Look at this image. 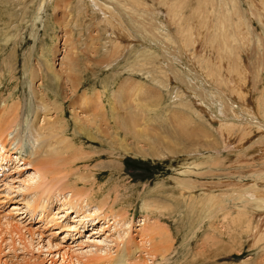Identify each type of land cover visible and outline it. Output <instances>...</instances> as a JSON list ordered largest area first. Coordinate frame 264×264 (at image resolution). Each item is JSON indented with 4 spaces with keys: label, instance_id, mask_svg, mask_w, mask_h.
Returning a JSON list of instances; mask_svg holds the SVG:
<instances>
[{
    "label": "rangeland",
    "instance_id": "1",
    "mask_svg": "<svg viewBox=\"0 0 264 264\" xmlns=\"http://www.w3.org/2000/svg\"><path fill=\"white\" fill-rule=\"evenodd\" d=\"M52 74L59 87L47 80ZM120 102L144 109L158 135L178 138L180 147L155 152L131 135L122 141ZM5 103L26 129L37 113L36 129L63 120L74 149L39 187L29 182L34 164L10 157L1 166L2 264H69L66 252L73 264H114L124 241L118 232L127 229L99 233V226L118 213L133 225L135 243L143 216L174 238L164 260L143 251L131 253L130 264H264V0H0V111ZM178 109L200 128L191 138L174 127ZM31 137H20L29 149ZM61 189L75 191L71 207ZM101 203L99 223L75 218ZM8 222L31 232L30 243L21 244ZM210 233L220 244L206 245Z\"/></svg>",
    "mask_w": 264,
    "mask_h": 264
},
{
    "label": "bare ground",
    "instance_id": "2",
    "mask_svg": "<svg viewBox=\"0 0 264 264\" xmlns=\"http://www.w3.org/2000/svg\"><path fill=\"white\" fill-rule=\"evenodd\" d=\"M227 11V10H226ZM228 12V11H227ZM216 27V26H215ZM222 32V31H221ZM134 59V58H133ZM135 60V59H134ZM172 66L176 67V65H174L173 63H171ZM170 64V65H171ZM221 66V65H220ZM136 68V67H135ZM182 68V67H181ZM71 69V68H69ZM168 69H171L170 67ZM221 69V67H220ZM70 71V70H69ZM174 71V70H172ZM178 71V70H177ZM148 72V71H147ZM171 72V71H170ZM184 73V72H183ZM33 74V75H32ZM32 79L35 80L37 75L35 73H32ZM180 74V73H179ZM185 74V73H184ZM182 74V75H184ZM71 75V74H70ZM149 75V74H148ZM186 75H189V73ZM185 75V77H186ZM47 76H50L47 74ZM52 76L54 77H47V80L50 79V81H52L57 87H59L61 85L60 81H59V77L56 75V74H52ZM68 76V75H67ZM181 76V74H180ZM204 76V75H203ZM46 77V75H45ZM150 77V76H149ZM184 77V78H185ZM42 78V77H41ZM178 78V77H177ZM179 79V78H178ZM182 79V78H181ZM194 79V78H192ZM185 80V79H184ZM186 80L188 81V83L190 84L189 80H191L188 76L186 78ZM158 84H160L159 81H156ZM32 83V82H31ZM207 83V82H206ZM50 84V83H48ZM141 84V83H139ZM33 85V84H32ZM45 85V83H44ZM137 85V84H136ZM162 85V84H161ZM184 85V84H183ZM182 85V86H183ZM55 86V87H56ZM163 86V89L164 87L166 88H170L168 86ZM186 86V84H185ZM196 86V85H195ZM205 87L208 89V93L207 95L205 96V98L207 97L208 100H210L211 97H213L215 94H214V91L213 89H211V87L207 86L205 84ZM140 88V87H139ZM177 88V87H176ZM141 89H138L140 92H141ZM196 90L199 89V88H195ZM205 89V88H204ZM80 90V89H79ZM166 91V89H165ZM193 91L194 88H193ZM200 91V90H199ZM202 91V90H201ZM200 91V92H201ZM196 92V91H195ZM198 92V91H197ZM58 93H59V90H57L56 92H54V96L53 98H55L53 100V102L55 104H57L58 100ZM134 93V91H133ZM203 93V92H202ZM137 94V93H136ZM197 94V93H196ZM47 96H49L50 100H51V96L49 93H46ZM139 95V94H138ZM38 96H41V94L39 93H36L34 92V97L37 98ZM43 97L44 94H42ZM153 96V95H152ZM194 96V95H193ZM140 97V96H138ZM158 97V96H157ZM48 98V97H47ZM142 98V97H141ZM205 98L201 97L199 98V96L197 97L196 100H199L201 102V106L203 103H205L206 101L204 100ZM41 100L44 101V99L41 97L40 98ZM181 99V98H180ZM181 102H183L182 100H180ZM39 100V101H41ZM152 100V99H151ZM177 100V99H175ZM174 100V101H175ZM178 101V102H179ZM190 101V100H189ZM195 101V100H194ZM199 101L197 102L199 104ZM52 102V101H51ZM125 102V101H124ZM124 102H120L119 104V107H120V110L123 109V112L121 111V113L123 114H119L116 117L117 119V136L118 135H123L124 138L121 139L122 141H125V137L131 135L133 137V139L136 141V143H141L142 141H145L147 142L150 146H151V149L152 150H155V152L157 151H161V149H170L171 147L172 148H175L176 146L177 147H180L178 145L177 142H179L178 138L174 139V136L170 135V134H163L162 136L158 135L159 132H157L156 130L158 129H154L152 127V125L149 123V120H145L144 118L147 117H143L144 116V109H140V108H136L135 110H130V106H128L129 104L128 103H124ZM140 103L144 104L142 102V100H139ZM149 102V101H148ZM146 103V102H145ZM196 103V104H197ZM221 103V102H220ZM19 104V102L17 103ZM43 104V103H42ZM128 104V105H127ZM138 104V103H137ZM195 104V105H196ZM197 104V105H198ZM58 105V104H57ZM139 105V104H138ZM137 105V106H138ZM141 105V104H140ZM208 105V104H206ZM205 105V106H206ZM118 106V105H117ZM184 107L187 106L183 105ZM189 106V105H188ZM192 107V106H191ZM200 107V106H199ZM149 108V107H148ZM176 108V107H175ZM190 108V107H189ZM45 108H43V113H45ZM56 110H59V108L56 107ZM149 112H157V109H154V107H151L150 109H147ZM186 110V109H184ZM205 110V109H204ZM190 111V110H189ZM40 112V111H39ZM117 112V110L115 111ZM181 110H177L175 111L174 110V113H172V119H173V123H174V127L176 130H178V134H182V135H185L184 137L186 138H191L192 136H190V134H193L195 132H199L200 128L197 129L195 126H197V124H194L195 122L192 121L193 118H190L189 116L187 117L186 115L182 114ZM184 113V112H183ZM117 114V113H116ZM167 114V113H166ZM141 115V117H140ZM197 115V114H196ZM19 112H17V108H10L6 103L3 105V108L2 110L0 111V169L3 168L1 166L7 164L9 161H10V157L15 159L16 163L17 164H20V165H24V166H27V165H35L33 167L36 168L35 169V173H33V175L31 177H29V182L31 181L32 182V185H36L35 187H39L40 184L38 181H42L44 182L45 179L47 178H50L48 176H51V175H57V173H61L62 170L57 168L59 166V164L61 163V158L60 156L64 153V150H71V149H74L73 146L74 144H71L72 142H70V139L67 137L68 134H64L67 130H66V124L63 120H58V119H54L53 122H50L48 121V119H46V123L39 126V128H35L36 126V121L38 120V113L36 114V117H35V121L34 123L32 124L31 128L30 129H26L23 127L22 124L18 123L19 121ZM114 118V117H112ZM140 118H141V122H140ZM169 118V117H168ZM45 119V117H44ZM43 119V122H45V120ZM115 119V118H114ZM144 119V121H142ZM116 121V120H115ZM144 122V123H143ZM18 123V124H16ZM96 123V122H95ZM115 123V122H114ZM167 123V122H166ZM194 126H193V125ZM114 125V124H113ZM12 128H15L13 131ZM11 132H10V131ZM26 132L28 131L31 136L34 138L32 142H30V144H33L32 147L29 149V143L28 144H25V143H22V140H20V137L22 135L23 132ZM102 131V130H101ZM96 132V131H95ZM113 132V131H112ZM11 135V137H10ZM37 135V137H36ZM100 135V134H99ZM203 135H205L203 133ZM207 136V135H206ZM9 137V138H7ZM31 137V139H32ZM113 138V137H112ZM208 138V137H207ZM197 139V138H196ZM50 140H52V143H55V144H52L50 143ZM205 141V140H204ZM34 142H36V146L34 147ZM5 143H8L10 144V148H8L9 150H7L6 148V144ZM163 144L166 145L165 148H160V147H163ZM139 145V144H138ZM211 147V146H210ZM138 148V146H137ZM196 148V147H195ZM203 148V147H202ZM29 149V150H28ZM41 150V152L39 151ZM207 150V149H206ZM12 151V152H11ZM73 151V150H72ZM197 151V150H196ZM170 152V151H168ZM26 153V154H25ZM46 155L44 156L46 159L48 160H45L43 158H39L41 157L40 155ZM191 156L190 158H192L193 154L192 155H189ZM62 157V156H61ZM188 157V156H187ZM159 158V157H158ZM189 158V157H188ZM9 159V160H8ZM37 159V160H36ZM196 160L197 157H196ZM192 162H195V161H192ZM19 166V165H17ZM19 169V168H18ZM34 172V171H33ZM56 177V176H54ZM84 178V177H83ZM61 180V179H60ZM30 182V183H31ZM82 182V181H81ZM76 185V184H75ZM180 185V184H179ZM183 185H187V184H183ZM69 186V185H68ZM182 186V185H181ZM191 186V185H190ZM179 187V186H178ZM182 188V187H181ZM186 188V186H185ZM184 188V189H185ZM191 188L190 187V190L188 192H192L191 191ZM63 189V188H62ZM60 190L58 193L61 194L62 196V201L65 203V205H69L70 206V202L72 200H74L76 197H74V192L77 191V187L74 190L70 191L68 194L67 193H64L62 192L63 190ZM79 189V188H78ZM189 189V188H188ZM194 189V188H193ZM186 190V189H185ZM62 192V193H61ZM75 192L76 195H79L83 197L84 194H80V192ZM84 192V191H83ZM187 193V192H186ZM58 194V195H59ZM212 194V193H211ZM57 195V196H58ZM94 195V194H92ZM85 196V195H84ZM91 196V195H90ZM194 196V195H193ZM206 196H207V193H206ZM224 196V195H223ZM59 197V196H58ZM88 197V195H87ZM86 197V198H87ZM204 197V196H203ZM209 197V196H208ZM94 198V197H93ZM233 198V197H231ZM89 200V198H87ZM91 199V198H90ZM183 199V198H181ZM186 199V198H185ZM206 199V198H205ZM209 199V198H208ZM88 200L86 201L87 204L84 205L86 207H88L91 202L89 203ZM108 200V199H106ZM104 200V201H106ZM192 200V199H191ZM213 201V204H215L216 200L214 199H211ZM200 201V200H199ZM204 201V200H203ZM209 201V200H208ZM207 201V202H208ZM62 202V203H63ZM77 202V201H76ZM105 203V202H104ZM185 203V202H184ZM191 203V202H190ZM201 203V202H200ZM85 204V203H84ZM106 204V203H105ZM148 204V203H147ZM195 206L197 203H194ZM157 205V204H156ZM193 206V204H190ZM207 205V204H206ZM107 206V205H106ZM154 206V203L153 205H149L148 204V207H152ZM190 206V207H192ZM193 206V207H195ZM198 206V205H197ZM222 206V205H220ZM71 207V206H70ZM81 207V206H80ZM90 207V206H89ZM161 206H156L157 209H159ZM199 207V206H198ZM82 208V207H81ZM96 209L93 211H89L88 212V216H83V215H76L75 218H77L79 222H81L80 224H83L85 223L86 221H84V218H86V220H88L86 222V224H84L85 226L91 222L90 224L95 225L97 223H99V221H97L100 216H98L97 214H101V210L104 208L103 207V204L101 203V205H99L98 207H95ZM205 208V207H204ZM66 212H68V208L66 207ZM153 209V207H152ZM78 210V209H77ZM200 210V209H199ZM79 211V210H78ZM78 211H76L78 213ZM114 211V210H113ZM112 211V212H113ZM211 211V210H210ZM220 211V210H219ZM218 211V212H219ZM161 212V211H160ZM116 213V212H115ZM114 213V214H115ZM208 213V212H207ZM119 215H111L110 218H108L107 216L105 217L106 219H104V223H102L100 226H99V233L100 232H103V231H108L110 229L112 230H116L115 226H119V227H123L126 231H123L121 228V230L123 231L122 233L121 232H118L119 233V236L120 238L121 237H124V241H123V247L121 249V253L117 256V257L114 259L116 261H114L115 263L114 264H130V260L133 259L131 258V253H140V252H143L145 251L146 252V255L150 256V257H157V256H161V258L164 260L167 255L170 253V251L173 249L174 247V238L171 234V231L169 230V228L165 225H160L159 222L156 220V221H151L150 222V218L148 216H143L141 218V220H139V223L135 226L139 227L137 229V231H139L140 233V236L138 237V240L137 242H133V225L131 223H128L127 221H125L124 217L120 218L121 216H123V214L121 213H118ZM129 214V213H128ZM209 216V215H208ZM226 217V215H225ZM200 218V217H199ZM101 222V221H100ZM13 224V223H12ZM12 224H10L8 222L7 225L5 224H2L4 226H6L7 228H15L17 229V233L16 236L18 238V241L23 244L22 241H25V240H28L27 242L30 243V239H33V234H31V232H26L24 231L23 228H19V227H16V226H12ZM15 224V223H14ZM17 224V223H16ZM28 225V224H27ZM115 225V226H114ZM3 226V227H4ZM84 226V227H85ZM212 226V225H211ZM214 226V225H213ZM210 227V226H209ZM86 228V227H85ZM96 228V227H95ZM3 229V228H2ZM4 230V229H3ZM6 230V228H5ZM4 230V231H5ZM14 231V229H13ZM9 232V230H8ZM11 232V231H10ZM15 234H14V237H15ZM28 234V236H27ZM122 234V235H121ZM13 237V235H12ZM31 237V238H30ZM90 238V237H89ZM132 238V239H131ZM205 238V236H204ZM15 239V238H14ZM14 239L11 238L12 240V243L14 241ZM123 240V238H121ZM206 245L209 244V242H211L213 244V242L215 244H213L214 246L220 244V240L219 239V233H210L209 235L206 236ZM83 240V239H82ZM218 241V242H217ZM16 242V241H14ZM122 242V241H121ZM39 243V242H37ZM78 244V243H77ZM88 244V243H87ZM87 244L85 242H82L80 244H78V249H84V246L87 247ZM90 244V243H89ZM204 244V243H203ZM202 244V245H203ZM205 245V244H204ZM211 245V244H210ZM209 246V245H208ZM53 247V246H51ZM88 249V248H87ZM116 250V249H115ZM88 252V251H87ZM1 253V252H0ZM89 253V252H88ZM200 255V254H199ZM69 257V261L68 263L69 264H73L72 263V255L69 256V253L66 252L65 256L64 257ZM114 256V255H113ZM112 258V257H111ZM136 258V255L135 257ZM103 259V258H102ZM65 260V258H63V261ZM91 260V259H90ZM98 260V259H97ZM95 260V264H96V261ZM134 260V259H133ZM132 260V262H133ZM100 261V260H99ZM111 261V260H110ZM113 261V260H112ZM111 261V262H112ZM80 262V260H77V264ZM98 262V261H97ZM90 263V262H89ZM87 263V264H89ZM113 263V262H112ZM134 263V262H133ZM0 264H2V261H1V255H0ZM94 264V263H92ZM98 264V263H97ZM132 264V263H131ZM137 264V263H135Z\"/></svg>",
    "mask_w": 264,
    "mask_h": 264
}]
</instances>
